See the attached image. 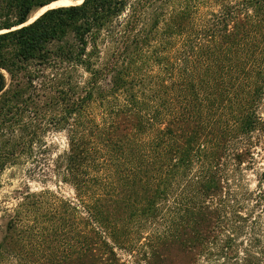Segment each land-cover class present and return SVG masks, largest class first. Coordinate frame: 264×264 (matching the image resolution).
Here are the masks:
<instances>
[{
    "label": "trees",
    "instance_id": "trees-1",
    "mask_svg": "<svg viewBox=\"0 0 264 264\" xmlns=\"http://www.w3.org/2000/svg\"><path fill=\"white\" fill-rule=\"evenodd\" d=\"M56 1L0 0V175H45L65 133L51 163L78 203L0 206V264H264V0H83L30 23Z\"/></svg>",
    "mask_w": 264,
    "mask_h": 264
},
{
    "label": "rangeland",
    "instance_id": "rangeland-1",
    "mask_svg": "<svg viewBox=\"0 0 264 264\" xmlns=\"http://www.w3.org/2000/svg\"><path fill=\"white\" fill-rule=\"evenodd\" d=\"M48 144L53 148L52 151L48 153L49 155L45 156L43 159L42 169H45L44 174H37L34 177L30 176L28 172L23 169H14L8 170L4 174L0 175V206L3 208L16 207L21 201H23V197L27 193H41L45 190H51L56 193L59 197L65 200H71L75 203H78V197L74 187L68 183H64L60 181V179L56 176L54 172V164L52 162V158L54 159L57 154L64 152L68 148L67 139L65 133H49L47 136ZM53 153V155H51ZM25 167H32L31 164L26 165ZM23 167L24 169H27ZM42 171V170H41ZM252 187H255V179L252 177ZM5 221L0 220V242L3 241L5 236L7 235V229L5 226ZM79 234L78 228L75 229L72 233H70L71 237H74L75 240L72 241V244L78 248L79 244ZM146 234V233H145ZM244 240L245 238L242 237ZM143 240L144 238L140 239ZM141 243V242H139ZM120 256L123 258V261H127L129 263H133L135 258L131 257L124 250H118ZM144 263V262H143Z\"/></svg>",
    "mask_w": 264,
    "mask_h": 264
},
{
    "label": "bare ground",
    "instance_id": "bare-ground-1",
    "mask_svg": "<svg viewBox=\"0 0 264 264\" xmlns=\"http://www.w3.org/2000/svg\"><path fill=\"white\" fill-rule=\"evenodd\" d=\"M83 0H79V2H76V3H81ZM75 2L73 1H70V0H60V1H56L42 9H38L36 11H34L31 15V21H34L36 18H38L42 13H44L45 11H47L48 9L50 8H53V7H58V6H61V5H71Z\"/></svg>",
    "mask_w": 264,
    "mask_h": 264
},
{
    "label": "water",
    "instance_id": "water-1",
    "mask_svg": "<svg viewBox=\"0 0 264 264\" xmlns=\"http://www.w3.org/2000/svg\"><path fill=\"white\" fill-rule=\"evenodd\" d=\"M59 1H60V0H59ZM70 1L75 2V3H73V4H78V3H76V2H78V0H70ZM71 5H72V4H71ZM61 6H66V5H61ZM58 7H59V6H58ZM53 8H56V7H53ZM50 9H52V8H50ZM48 10H49V9H48ZM45 12H46V11H45ZM45 12H44V13H45ZM44 13H42V14H44ZM42 14H41V15H42ZM41 15H40V16H41ZM40 16H39V17H40ZM36 19H37V18H36ZM36 19H35V20H36ZM31 22H33V21H31ZM31 22H30V23H31Z\"/></svg>",
    "mask_w": 264,
    "mask_h": 264
}]
</instances>
